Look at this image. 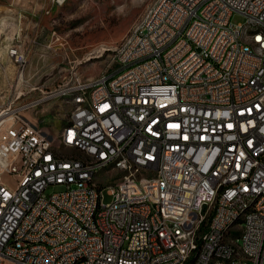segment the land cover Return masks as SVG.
Wrapping results in <instances>:
<instances>
[{
    "label": "built area",
    "instance_id": "2783aa9c",
    "mask_svg": "<svg viewBox=\"0 0 264 264\" xmlns=\"http://www.w3.org/2000/svg\"><path fill=\"white\" fill-rule=\"evenodd\" d=\"M263 30L264 0H155L113 68L52 93L76 90L55 136L0 110V264H264Z\"/></svg>",
    "mask_w": 264,
    "mask_h": 264
},
{
    "label": "rangeland",
    "instance_id": "374dc122",
    "mask_svg": "<svg viewBox=\"0 0 264 264\" xmlns=\"http://www.w3.org/2000/svg\"><path fill=\"white\" fill-rule=\"evenodd\" d=\"M153 1L0 0V110L38 121L55 136L69 119L64 101L69 99L52 93L75 73L95 77L113 68L114 50ZM245 21L239 13L231 18L233 24ZM13 49L25 55L23 65L11 55ZM119 174L106 167L95 179ZM107 184L105 203L113 200Z\"/></svg>",
    "mask_w": 264,
    "mask_h": 264
},
{
    "label": "bare ground",
    "instance_id": "6f19581e",
    "mask_svg": "<svg viewBox=\"0 0 264 264\" xmlns=\"http://www.w3.org/2000/svg\"><path fill=\"white\" fill-rule=\"evenodd\" d=\"M246 20L253 19V12H241ZM230 33H237V26H230ZM166 37V29L165 28H151L145 29V36L137 38L135 40V44H133V51H140V49L144 47L150 46V38H165ZM263 44H264V30H263ZM62 95H55V97H59ZM63 97L71 100L76 97V90H65L63 91ZM107 164H99L95 166L94 170V179L96 173L103 168H106ZM240 222V215H230L229 223H237ZM230 261H238V254H230ZM202 264H228V257L225 255H217V259L208 258L205 263Z\"/></svg>",
    "mask_w": 264,
    "mask_h": 264
}]
</instances>
